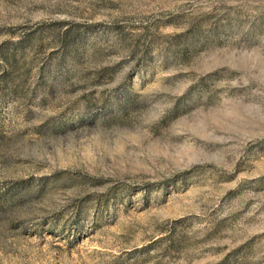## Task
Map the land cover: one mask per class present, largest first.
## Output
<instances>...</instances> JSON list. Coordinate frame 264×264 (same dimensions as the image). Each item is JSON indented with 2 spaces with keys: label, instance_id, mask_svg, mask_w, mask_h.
Masks as SVG:
<instances>
[{
  "label": "rangeland",
  "instance_id": "1",
  "mask_svg": "<svg viewBox=\"0 0 264 264\" xmlns=\"http://www.w3.org/2000/svg\"><path fill=\"white\" fill-rule=\"evenodd\" d=\"M0 264H264V0H0Z\"/></svg>",
  "mask_w": 264,
  "mask_h": 264
}]
</instances>
